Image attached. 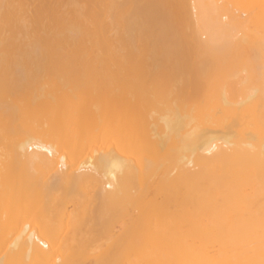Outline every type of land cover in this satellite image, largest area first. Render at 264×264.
Here are the masks:
<instances>
[{"label":"bare ground","instance_id":"bare-ground-1","mask_svg":"<svg viewBox=\"0 0 264 264\" xmlns=\"http://www.w3.org/2000/svg\"><path fill=\"white\" fill-rule=\"evenodd\" d=\"M186 1L0 0V264H264V2Z\"/></svg>","mask_w":264,"mask_h":264},{"label":"rangeland","instance_id":"rangeland-1","mask_svg":"<svg viewBox=\"0 0 264 264\" xmlns=\"http://www.w3.org/2000/svg\"><path fill=\"white\" fill-rule=\"evenodd\" d=\"M192 1H194V2H192ZM207 1V3H209V8L210 7H212V9H214V10H210V15L211 16H213V17H209L208 19H209V21H211L210 20V18L211 19H213L214 21L213 22H216L215 20H216V17L218 16V14H219V18H221V19H223V20H227V16H229L230 15V13L232 12V10H234L235 12L236 11H238V13L236 12V14H243L244 13V10H245V8L243 7V6H241V5H238V1L237 0H206ZM249 1L250 0H248L247 2L249 3ZM263 2H264V0H262ZM196 2V3H195ZM210 2H212L211 4H210ZM246 2V1H245ZM190 3V4H189ZM192 3V4H191ZM186 5V6H185ZM188 5V6H187ZM191 5V6H190ZM193 5H194V7H193ZM183 6H185L186 8H184ZM183 6H181L183 9L182 10H180V13L182 12V11H185L186 10V12H182L181 14V17H182V24H181V26H184L183 27V31L185 30V32H187V33H184V35L185 36H190V35H192V33H194V32H197L199 35H201L202 37H203V39H206L207 37H208V34L205 32V28H203L204 26H206L205 24H203L202 22L201 23H194L193 25H192V23H191V21H190V17H188L187 16V10L189 9V8H191V11H192V14L194 15L195 13L198 15V13H199V10L197 11V8H198V6H197V0H187L186 1V3L183 5ZM197 6V7H196ZM218 7V9H219V13L217 12V8H215V7ZM189 7V8H188ZM225 7V9H226V11H224L225 9H223ZM227 7V8H226ZM193 8V9H192ZM237 8V9H236ZM244 10H243V9ZM217 9V10H216ZM228 9H230V10H228ZM243 11H242V10ZM249 9H251V8H249ZM248 9V10H249ZM228 10V11H227ZM118 11H121V8L120 9H118ZM216 12V17L214 16L215 14H213V13H215ZM222 11H224L226 14H227V16H225L226 14H224L223 12V14L224 15H222V13L221 12ZM231 11V12H230ZM233 11V12H234ZM254 12L256 11V10H253ZM227 12H229V13H227ZM240 12V13H239ZM185 13V14H184ZM229 14V15H228ZM197 15H194V17L195 16H197ZM222 15V16H221ZM244 15H246L245 13H244ZM184 17V18H183ZM230 17V16H229ZM228 17V18H229ZM185 19V20H184ZM188 19V20H187ZM183 20L186 22H183ZM263 22H264V20H263ZM183 23H184V25H183ZM213 24H215V23H213ZM197 25V26H196ZM200 25H204L203 27L201 26L200 27ZM193 27V28H192ZM197 27V28H196ZM198 27H200L199 29H198ZM194 29H196V30H194ZM200 29H201V31H200ZM193 31V32H192ZM201 32V33H200ZM191 33V34H190ZM207 35H206V34ZM203 34V35H202ZM208 39V38H207ZM264 42V41H263ZM239 69H240V67H239ZM243 70V68H241L240 69V71H242ZM243 74H245V71L244 72H242Z\"/></svg>","mask_w":264,"mask_h":264}]
</instances>
